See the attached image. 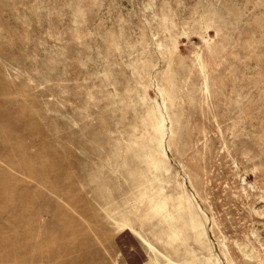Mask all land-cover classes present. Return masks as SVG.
I'll return each instance as SVG.
<instances>
[{
    "label": "rangeland",
    "instance_id": "374dc122",
    "mask_svg": "<svg viewBox=\"0 0 264 264\" xmlns=\"http://www.w3.org/2000/svg\"><path fill=\"white\" fill-rule=\"evenodd\" d=\"M0 264H264V0H0Z\"/></svg>",
    "mask_w": 264,
    "mask_h": 264
},
{
    "label": "bare ground",
    "instance_id": "6f19581e",
    "mask_svg": "<svg viewBox=\"0 0 264 264\" xmlns=\"http://www.w3.org/2000/svg\"><path fill=\"white\" fill-rule=\"evenodd\" d=\"M140 236V235H139ZM216 263V262H215ZM220 263V262H219Z\"/></svg>",
    "mask_w": 264,
    "mask_h": 264
}]
</instances>
